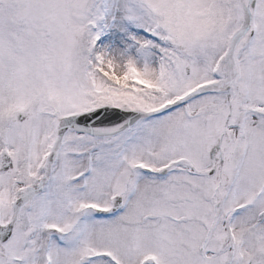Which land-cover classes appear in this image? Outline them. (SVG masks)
Masks as SVG:
<instances>
[{"label": "snow or ice", "instance_id": "1", "mask_svg": "<svg viewBox=\"0 0 264 264\" xmlns=\"http://www.w3.org/2000/svg\"><path fill=\"white\" fill-rule=\"evenodd\" d=\"M0 264H264V0H0Z\"/></svg>", "mask_w": 264, "mask_h": 264}]
</instances>
